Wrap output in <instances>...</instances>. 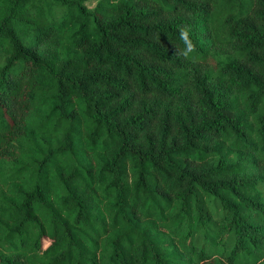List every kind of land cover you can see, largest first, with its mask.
Wrapping results in <instances>:
<instances>
[{
    "label": "trees",
    "instance_id": "obj_1",
    "mask_svg": "<svg viewBox=\"0 0 264 264\" xmlns=\"http://www.w3.org/2000/svg\"><path fill=\"white\" fill-rule=\"evenodd\" d=\"M0 264H264V0H0Z\"/></svg>",
    "mask_w": 264,
    "mask_h": 264
},
{
    "label": "clouds",
    "instance_id": "obj_2",
    "mask_svg": "<svg viewBox=\"0 0 264 264\" xmlns=\"http://www.w3.org/2000/svg\"><path fill=\"white\" fill-rule=\"evenodd\" d=\"M178 31L183 48H176V55L187 57L195 50V44L191 40L190 30L188 28L181 27Z\"/></svg>",
    "mask_w": 264,
    "mask_h": 264
}]
</instances>
